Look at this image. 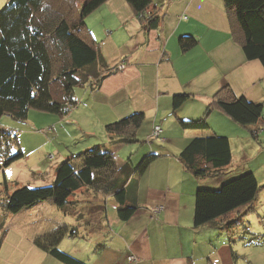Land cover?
I'll return each mask as SVG.
<instances>
[{"label":"crops","instance_id":"0c3cea01","mask_svg":"<svg viewBox=\"0 0 264 264\" xmlns=\"http://www.w3.org/2000/svg\"><path fill=\"white\" fill-rule=\"evenodd\" d=\"M153 4L159 16V24L154 28L147 27L137 17L127 0H107L86 18L96 49L108 66L99 67V72H104L97 88L83 86L86 91L82 98L89 97L93 119L100 127L101 121L106 125L135 112L144 113L145 119L135 140L142 144L153 142L155 124L163 127L164 145L159 150L150 146L142 154L156 153L159 157L130 191L135 212L127 220H123L119 212L118 216L109 217L108 200L113 198L118 210L119 202L111 194L90 187H83L71 196L74 213L58 207L52 215L55 217L59 212L68 215L64 218L70 219L68 225L57 218L59 216L55 217L56 224L50 222V215L39 216L37 209L47 203L25 207L15 214L1 210L0 222L4 224L0 228V239L3 238L0 264H64L55 263L56 258L45 250L40 255L42 263H26L25 259L23 263L19 262L24 247H35L28 226L37 229L45 222L46 226L39 228L40 236H49L66 225L69 229L76 226L78 233L81 231L89 238L94 237L90 240L91 247L96 246L91 250L94 255L90 264H264V242L256 239L264 234V183L261 185V181L258 180L261 189L253 203L223 219L194 226L199 188L217 189L224 181L253 171L246 161L234 160L232 139L236 134L233 130L239 133L237 141L241 145L253 130L258 133L257 138L261 134L264 136V117L256 124L243 126L218 107H213L208 116V129L184 128L180 124L183 119L202 118L216 92L224 86H229L238 96L244 95L264 105V66L258 59L246 58L242 35L233 26L224 0H153ZM186 36L194 37L198 42L183 50L180 40ZM120 64L125 67L118 70ZM178 94L190 97L175 108L173 98ZM76 99L82 102L77 96ZM89 133V137L96 135V132ZM212 134L229 137L233 160L219 172L195 177L179 155L195 137ZM109 138L115 145L128 143L115 142L116 136L109 135ZM89 145L91 143L85 144L86 147ZM121 162L120 165L126 161ZM59 163L51 166L54 178ZM43 173L40 168L37 173L34 171L35 176L41 178ZM42 181L45 183L44 179ZM75 195L78 199L74 200ZM51 200L48 208L53 209L57 205ZM158 206L163 209L154 212ZM254 210L263 217L262 224L257 227L256 219L254 224L248 220L254 227L250 225L247 230L254 234L243 235L247 239L245 245L236 244L244 216ZM19 218L22 224L15 226ZM235 220L237 222L232 226L226 225ZM15 235L18 240L8 245L5 236ZM129 255L139 260L130 261Z\"/></svg>","mask_w":264,"mask_h":264},{"label":"trees","instance_id":"16d2710c","mask_svg":"<svg viewBox=\"0 0 264 264\" xmlns=\"http://www.w3.org/2000/svg\"><path fill=\"white\" fill-rule=\"evenodd\" d=\"M105 1L83 0L76 9V19L71 12V15L64 14L57 0H9L0 9V118L8 114L25 119L31 109L67 116L71 108L78 104L74 93L76 86L97 88L100 85L103 76L99 67L108 66L96 49L86 18ZM127 2L147 27L158 26L159 16L153 0ZM224 2L233 26L242 35L241 43L246 58L258 59L264 66V0ZM197 42L191 36L180 40L183 50H188ZM90 75L97 80L89 79ZM60 78L61 83L57 86ZM189 97L188 94L175 95L174 107L179 108ZM213 107H218L243 126L256 124L264 117L263 103L253 102L244 95L238 96L229 86H224L216 92L202 118L180 120L181 126L208 129V116ZM144 119V113L135 112L106 124L105 130L108 135L117 137L115 142H132L136 140ZM252 133L257 137L258 133L254 130ZM17 138L12 132L0 128V166L10 165L24 156L23 150H13L11 140ZM158 157L156 153H149L137 165H133L130 160L120 165L105 144L95 145L74 159L67 158L60 162L51 184L21 185L12 192L8 190L6 196L0 198V207L3 213L15 214L25 207L53 199L59 209L74 213L75 205L71 196L83 187H90L114 196L120 204V217L127 220L136 210L134 201H130V191ZM179 157L195 177L219 172L233 160L229 137L218 134L195 137ZM5 180L7 186L6 177ZM260 189L261 185L253 171L230 178L217 189L199 188L196 192L194 226L223 219L253 203ZM236 222L229 221L226 225L232 226ZM3 224L0 222V228ZM68 229L65 228L64 232L61 231L63 228L58 230L60 237L48 239L45 236L47 240L37 239L36 243L64 264H88L58 248L62 235L70 230L72 235H76V226ZM2 241L3 238L0 239V245Z\"/></svg>","mask_w":264,"mask_h":264},{"label":"rangeland","instance_id":"374dc122","mask_svg":"<svg viewBox=\"0 0 264 264\" xmlns=\"http://www.w3.org/2000/svg\"><path fill=\"white\" fill-rule=\"evenodd\" d=\"M8 1L9 0H0V9ZM82 1L83 0H57V5L59 8H61L64 14H69L71 12L72 17L76 19V9L78 8V4L80 5ZM103 72L104 71L101 72V75L103 74ZM88 78L92 81L97 80L96 77H93V75L88 76ZM61 80V78L57 80V86L58 83H61ZM85 91L86 89L83 86L75 87L74 93L76 94L78 99L82 100L83 103L79 101L78 104L71 108L67 116H60L59 114L52 112H44L37 109H31L28 114V117L25 119H17L8 114H5L0 118V128L6 129L7 131L12 132L18 137L17 140H11V142L14 144L13 150L17 152L19 149H21L24 152L23 157L14 161L10 165L6 166L3 164L2 166H0V198H4L8 190L9 192H12L15 188L21 186L17 182L22 185L30 186H42L45 184H51L55 180L53 176V171L51 170L52 165L55 166L57 162H62L67 158L74 159L78 154L88 148L94 147L95 145L105 144L107 148L113 150L112 152L114 153L115 160L117 163L121 164V161L124 162L130 160L133 165H137L140 162V160L145 156L146 153L143 156L142 154L147 148H150V146L159 150L161 146L164 145L163 143L158 142V140H155L149 144H142L141 142L137 141H132L128 142L127 144L120 145H115V143H112L109 140V135L103 127V125L105 124H103L101 121V126L99 127L97 121L94 120L91 116L92 112L91 108L89 107V97L87 96L82 98ZM89 132H96L95 136L97 137L87 136V134H90ZM233 132L236 134V138L232 139L234 160L246 161L250 168L257 173L258 180L261 181V185H263L264 136H262L261 134L259 135V138H257L252 132H249V138L247 140L242 141L241 145L240 141H237L239 133L234 130ZM255 133L257 132L255 131ZM87 143H91V145L86 147L85 144ZM57 167L58 166H56V172ZM38 168H40V171L44 172L42 174L43 178L38 177V175L35 176L34 171L35 173H37ZM5 177L8 180L7 186L9 187L5 185ZM43 179L45 180V183L42 181ZM73 199H78V196H73ZM112 199L113 198L109 199L107 202V213H109V217H116L118 216V204ZM51 201L52 200L49 199L42 202L47 204H45L44 206H40V208L37 209V211H39L40 213L39 216L46 217L47 215H50V218L52 217L50 221L52 224H56L54 223L55 217L59 216L57 218H60L61 221H64L65 224L68 225L70 219H64L65 217H68V215L60 214L59 212L57 216H52L55 212H57L58 206L53 209L48 208V205L49 203H51ZM22 213L23 212H21L19 215H21ZM257 213L258 212H255L254 210L244 216V222L241 224L242 228L239 231L240 237H236V241H238L236 242V244L245 245L247 239L246 236L243 235L250 234L252 236L254 234V232L251 231V233L249 230H247L251 225L248 220H250V222H253L254 224V221L256 219L255 225L257 227L258 225L262 224L263 217L261 215H258ZM260 214L263 213L260 212ZM20 224H22V219L19 218L17 219V221H15V226ZM45 224H47V222H45ZM45 224L42 223L41 225H39V228L42 225L46 226ZM66 225L61 231L64 232ZM28 227H30V229L27 230L29 231V237L34 238L33 245L37 249L35 247H24V249H22L24 255L22 254L23 258H21L19 262H22L25 259L26 263H36L37 261L38 263H42L40 255L41 253H43V249L37 245L36 240L40 239L41 241H45L47 240V238L39 235V228L35 229L33 228V225H30ZM243 227L245 228V230H243ZM253 227L254 225H251V228ZM70 231H68L66 234L62 233L64 235L61 234L62 238L59 241L58 248L62 251L65 250L64 252H72L80 258L72 255L69 252L66 253L74 256L75 258L83 262L90 264V262H92V256L94 255L91 250L94 249L93 246L96 247L95 245L91 247L92 244L90 240H93L94 237L89 238L83 235V232L81 231H79V233L77 232L76 235H72ZM13 234L14 233L12 232V235ZM58 234H60V231L51 233L49 234L48 239L60 237V235ZM1 235L2 232L0 233V236ZM6 239L9 241L8 245H11L12 243H15L14 241L18 240V237L16 235L10 236V238H7L5 236L4 240ZM256 239H261L264 242V234L257 236ZM249 247L250 245L245 246V248ZM53 261L55 263H61L57 259H54Z\"/></svg>","mask_w":264,"mask_h":264},{"label":"built area","instance_id":"2783aa9c","mask_svg":"<svg viewBox=\"0 0 264 264\" xmlns=\"http://www.w3.org/2000/svg\"><path fill=\"white\" fill-rule=\"evenodd\" d=\"M125 65L124 64H120L118 65V68L119 69H122L124 68ZM152 138L154 139H158L160 141H164V138H163V128L160 124H155L154 127H153V131H152ZM163 209V206H158V207H155L153 209L154 212H159L160 210ZM128 259L131 260V261H138L139 259L137 257H135L134 255H129L128 256Z\"/></svg>","mask_w":264,"mask_h":264}]
</instances>
